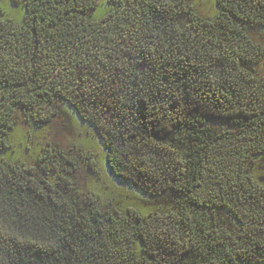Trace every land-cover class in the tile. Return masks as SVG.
Here are the masks:
<instances>
[{
    "label": "trees",
    "instance_id": "obj_1",
    "mask_svg": "<svg viewBox=\"0 0 264 264\" xmlns=\"http://www.w3.org/2000/svg\"><path fill=\"white\" fill-rule=\"evenodd\" d=\"M215 4L0 6V264H264V0ZM69 111L147 204L77 189L58 147L9 156L18 125Z\"/></svg>",
    "mask_w": 264,
    "mask_h": 264
},
{
    "label": "rangeland",
    "instance_id": "obj_2",
    "mask_svg": "<svg viewBox=\"0 0 264 264\" xmlns=\"http://www.w3.org/2000/svg\"><path fill=\"white\" fill-rule=\"evenodd\" d=\"M0 3L8 15L18 18L12 11L20 8L21 0H0ZM191 3L195 5V12L203 16L212 17L218 11L215 0H191ZM106 9L99 6L93 10V16L103 14ZM11 141L9 156L12 159L18 157L27 164H35L47 146L62 149L73 162V185L82 192L93 190L105 206H144L148 203L149 197L134 185L112 175L105 162L104 146L93 127L71 111L67 117H54L34 128L26 124L18 125ZM259 165V172L264 174V162Z\"/></svg>",
    "mask_w": 264,
    "mask_h": 264
}]
</instances>
